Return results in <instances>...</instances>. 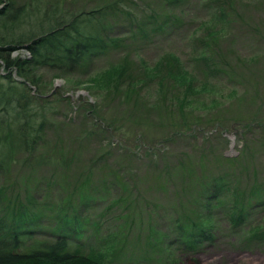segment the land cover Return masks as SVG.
I'll return each mask as SVG.
<instances>
[{"label":"rangeland","instance_id":"1","mask_svg":"<svg viewBox=\"0 0 264 264\" xmlns=\"http://www.w3.org/2000/svg\"><path fill=\"white\" fill-rule=\"evenodd\" d=\"M29 1L16 0L18 5ZM215 1L184 2L183 11H176L174 32L149 38L122 33L127 22L115 18L126 40L91 70L59 74L40 69L41 87L27 85L32 94L48 97L39 101L51 109L33 155H49L58 163H18L0 170V208L27 211L31 204L28 212L44 218L39 226L68 232L72 250L80 245L85 253H99L105 264H264V0L232 3L227 26L211 22L217 6L210 3ZM104 2L66 0L63 9L88 11ZM129 2L126 7L137 17L150 8L167 11L157 0ZM221 26V34L207 38L206 30ZM167 52L209 84L185 111L192 127L178 136L177 123L183 120L173 118L166 107L170 103L158 102L153 92L135 102L132 96L98 97L87 89L88 73L106 69L126 54L154 63ZM11 56L31 55L18 48ZM9 71L0 66V75ZM225 172L237 176L242 192L261 185L262 197L258 202L245 198V219L236 226L219 202L212 198L207 207L205 199L201 202L211 181L206 179ZM62 202L67 205L64 215L76 220L57 216ZM190 213L196 214L190 216L196 224L213 218L209 237L173 252L177 220ZM38 230L36 238H57Z\"/></svg>","mask_w":264,"mask_h":264},{"label":"trees","instance_id":"2","mask_svg":"<svg viewBox=\"0 0 264 264\" xmlns=\"http://www.w3.org/2000/svg\"><path fill=\"white\" fill-rule=\"evenodd\" d=\"M104 1L91 10L71 13L63 9L66 0H30L21 5L16 0H0V5L5 3L0 7V66H6L22 79L18 81L13 78L11 71L0 75V170H7L18 163L28 166L58 163L57 158L49 155H33L42 138L46 114L50 108L39 101H47L48 97L32 94L27 85L39 84L41 87L40 69H52L59 74L91 70L97 59L108 56L126 40L125 36H120L117 30L120 20L115 18L124 17L128 26L120 31L133 37L149 38L166 32L171 34L176 27V11L182 12L180 5L188 0H157L167 11L160 13L150 8L144 17L134 16L126 7L131 0ZM236 2L216 0L210 3L217 6L210 17L211 22L227 26L225 20L230 18L228 9ZM221 30H224V26L213 27L206 30V36L216 38ZM18 48H26L31 56L13 58L11 52ZM87 75V89L98 97L99 94H113L116 97L124 95L126 98L132 96L135 102H140L148 91L155 94L158 102L164 104L168 101L170 106L167 104L166 107L170 111L172 109L171 116H180L183 120L177 123L180 130L175 123H171L172 128H176L175 136L192 127L190 120H185V111L193 105L192 100L201 96L209 85L206 81L200 82L193 71L184 67L179 56L171 52L165 53L154 63H148L142 58L135 60L131 54H126L110 67ZM40 91L38 89V93ZM229 175L228 172L210 175L206 180L210 178L211 181L206 182L201 192V202L205 199L206 207L212 198L216 203L219 202L220 206L226 208L224 211L229 212L236 226L245 219V198L254 202L256 198L262 197L261 185L254 183L248 192H242L237 185V176L232 174L231 178ZM26 207L30 210L32 205ZM66 207L64 202L60 204L58 217L64 215ZM28 210L19 206L0 208V212L4 213L0 214V264H105L99 253H85L80 245L72 250L68 232L39 226L38 223L44 218ZM208 211L212 213V209ZM195 215L190 213L177 220L173 252L182 250L183 246L194 248L201 239L209 237L208 230L214 225L213 218H202L201 221L206 222L196 224L198 220L191 219ZM70 217L68 213L64 215L66 221L73 218L76 220L75 216ZM36 227L46 234H56L57 238L54 241L36 238L34 232H39Z\"/></svg>","mask_w":264,"mask_h":264}]
</instances>
